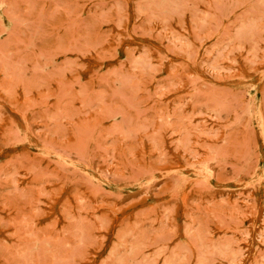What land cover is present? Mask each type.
I'll use <instances>...</instances> for the list:
<instances>
[{"label": "rangeland", "instance_id": "374dc122", "mask_svg": "<svg viewBox=\"0 0 264 264\" xmlns=\"http://www.w3.org/2000/svg\"><path fill=\"white\" fill-rule=\"evenodd\" d=\"M0 264H264V0H0Z\"/></svg>", "mask_w": 264, "mask_h": 264}]
</instances>
